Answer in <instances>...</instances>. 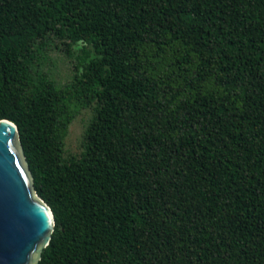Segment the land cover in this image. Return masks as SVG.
<instances>
[{"label": "trees", "instance_id": "trees-1", "mask_svg": "<svg viewBox=\"0 0 264 264\" xmlns=\"http://www.w3.org/2000/svg\"><path fill=\"white\" fill-rule=\"evenodd\" d=\"M3 119L54 215L38 264H264V0H0Z\"/></svg>", "mask_w": 264, "mask_h": 264}, {"label": "water", "instance_id": "water-1", "mask_svg": "<svg viewBox=\"0 0 264 264\" xmlns=\"http://www.w3.org/2000/svg\"><path fill=\"white\" fill-rule=\"evenodd\" d=\"M54 225L33 187L17 126L0 120V264H38Z\"/></svg>", "mask_w": 264, "mask_h": 264}, {"label": "rangeland", "instance_id": "rangeland-1", "mask_svg": "<svg viewBox=\"0 0 264 264\" xmlns=\"http://www.w3.org/2000/svg\"><path fill=\"white\" fill-rule=\"evenodd\" d=\"M64 44L65 41L48 36L39 46L36 59L32 64L34 73L45 74L57 88H63L69 84L75 74L73 60ZM73 110L76 113L64 137L66 156H77L83 150L84 132L93 115L92 109L86 106L83 108L73 106Z\"/></svg>", "mask_w": 264, "mask_h": 264}]
</instances>
